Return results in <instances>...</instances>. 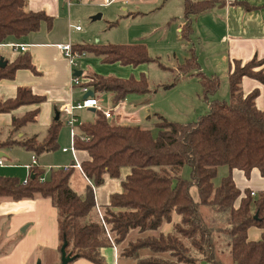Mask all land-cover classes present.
<instances>
[{
	"label": "trees",
	"instance_id": "16d2710c",
	"mask_svg": "<svg viewBox=\"0 0 264 264\" xmlns=\"http://www.w3.org/2000/svg\"><path fill=\"white\" fill-rule=\"evenodd\" d=\"M221 3L224 1L185 0L182 36L190 39L193 16ZM42 21L50 28L53 17L43 10H31L28 0H0V43L39 30ZM73 50L123 65L137 66L157 59L150 56L145 43L76 44ZM228 65L226 100L211 97L220 88V79L201 70L195 52L180 64V74L199 77L209 111L188 123L158 114L157 136L137 124L117 123L99 109L94 121L79 123L74 144L87 153L80 169L91 183L85 193L71 186L73 165L52 169L48 178H44V169L32 166L34 177L30 174L26 182L0 176V198H50L57 209L59 250L67 242L65 249L73 260L86 258L106 264L102 248L114 246L119 258L131 264H223L216 249L217 236L222 234L231 247L233 264H264V190L254 194L250 188L242 190L232 173L224 176L220 185L214 183L223 165L240 169L247 177L254 168L264 173V108L257 105V88L249 93L243 90L245 76L264 84V58L254 56L245 62L233 58ZM20 68H34L28 53L0 65V80L13 78ZM80 77L82 84L95 92H113L116 103L129 93L149 88L143 73L139 78L95 72ZM43 99L20 87L15 97L0 100V112ZM36 115L35 109L16 117L10 136L0 138V149L20 145L36 155L57 150L62 121H54L42 140L36 136L13 138ZM1 132L0 128V136ZM122 167L131 169L122 181L123 189L112 193L110 202L98 210L94 187L103 184L106 174L120 177ZM203 206L212 211L210 220L205 218ZM167 223L172 224L169 231L163 229ZM251 226L263 229L260 239L248 238ZM132 230L137 231L136 237H129Z\"/></svg>",
	"mask_w": 264,
	"mask_h": 264
},
{
	"label": "crops",
	"instance_id": "0c3cea01",
	"mask_svg": "<svg viewBox=\"0 0 264 264\" xmlns=\"http://www.w3.org/2000/svg\"><path fill=\"white\" fill-rule=\"evenodd\" d=\"M222 1L224 3L192 17L191 34L200 39L207 37L211 40L212 45L217 50L216 53L220 49L227 64L233 58L244 62L254 56L264 58V0ZM177 5L179 6L177 13H172L169 8L164 9L165 3H160L159 0H112L111 2H108V0H28V7L31 10L45 11L53 17V23L49 28L47 22L42 21L39 30L31 32L20 39L11 37L0 43V62L1 60L5 63L13 62L20 54L28 53L34 67L33 69L20 68L15 72L13 78H2L0 80V100L15 97L20 87L30 89L33 94L44 99L39 103L20 105L11 112H0V128L2 129L0 138L6 140L10 136L13 120L16 117H22L36 109L35 119L22 125L13 135V138L22 139L36 136L39 140H42L46 137L48 128L54 121H62L63 125L58 136L59 148L57 151H61L63 157L58 158L52 152H43L36 155L32 150L20 145L4 147L0 149V157L3 161L0 164V176L17 177L24 182L31 174L30 169L32 166H39L43 169L46 164H53L65 168L66 166H72L74 163L75 155L70 150H64V148H68V145H66V141H62L64 138L67 140L66 136L68 134L69 140L71 138L72 141V132L77 134L79 128L77 129L76 126L79 123L73 128L69 126L67 121L70 115L64 112L63 107L68 103L83 100L87 97V93L82 90L81 86L72 84L73 67L69 59L65 57L61 49L62 45L71 44L73 47L76 44L91 43H143L140 42L139 38L130 41L132 31L120 28V25L139 17H147L157 11L158 14L162 13V19H159L166 21L165 23L168 25L171 23L170 19L174 18L175 30L179 32L180 37H183L185 0H177ZM78 23H83L84 27H81ZM17 44L26 45V50L22 51L16 48L15 45ZM77 61L79 70H82V75L95 72L94 65L100 62L110 65L107 68L108 72H99V74L105 76L118 74L115 76L123 78L132 75V73L127 75L125 68L133 65L123 66L120 62L105 63L101 57L92 53H85ZM117 67L123 70L117 71L115 69ZM256 88L259 90L256 99L257 105L264 108V84L251 77L245 76L243 78L245 93H249ZM93 92L99 100V108H85L87 112L83 110L84 108L75 110L74 114L77 118L89 117L88 121H94L96 117L92 118L89 113L94 112L96 114L98 109H110L114 113L112 119L117 123H123L126 117H133L139 113L137 106L125 102L126 98L116 103L113 92H108L110 97L106 104L103 103L102 98L104 92ZM88 96L93 95L88 94ZM103 104L106 106H103ZM79 110L81 111L79 112ZM64 129L65 137L63 136ZM77 155L80 162L87 158L86 151L82 149L79 150ZM20 160L24 162L19 163ZM19 169L22 172L19 173ZM130 170L129 167H122L120 177H111L106 174L103 184L94 187L98 210L101 206L110 202L112 193L123 189L122 181L126 179ZM228 173H232L235 183L242 190L245 188H250L256 192L264 190V173L257 168L251 171L249 177L242 170L236 168L228 171L224 170L223 172L224 175ZM185 175H188V168H185ZM49 176L50 173L44 178ZM77 182L80 184L78 185L79 190H76ZM70 183L72 188L81 194L85 193L88 185L91 184L78 167H73ZM192 193L193 195L194 193L197 194L196 187L192 188ZM175 219H178V217L175 216ZM171 228V223H167L163 227L165 231H169ZM262 232L263 229L251 226L248 230V238L258 240L261 238ZM13 239H16V243L10 252L2 253L0 251V264H31L32 257H34L36 250L38 252L40 248L58 253L59 255L57 254V257L55 255V259L51 264L60 263L57 209L53 206L50 198L39 196L19 200L11 197L0 198V248L5 242ZM102 253L106 264H131L129 260L119 258L117 248L114 246L102 248ZM35 256L36 258L40 257L39 253ZM35 262L36 260H34V264ZM69 264L96 263L86 258H78L72 260Z\"/></svg>",
	"mask_w": 264,
	"mask_h": 264
},
{
	"label": "rangeland",
	"instance_id": "374dc122",
	"mask_svg": "<svg viewBox=\"0 0 264 264\" xmlns=\"http://www.w3.org/2000/svg\"><path fill=\"white\" fill-rule=\"evenodd\" d=\"M159 1L160 3H165L164 9L169 8L172 13L176 12L179 8L177 0ZM161 14L162 13L158 14L157 11L147 17H139L135 20L121 23L120 25V28L132 31V38H130V41L139 38L140 42L147 44L150 56L157 58L155 61L142 63L137 66H127V68H125L127 75L132 73L134 77L139 78L142 73L145 74L149 83V88L143 93L133 92L126 95L125 102L137 106L139 113L133 117H126L123 120V123L137 124L146 127L154 136H157L159 132L156 125L158 114L165 116L170 121L188 123L196 120L200 115L206 114L209 111V103L203 95V87L199 77L195 74H180L178 71V66L184 63L193 52L197 54L198 61L201 64V70L208 76L215 75L220 79V88L211 97L226 100L229 99L228 64L226 63V59L222 57L221 50L218 49V53H216L217 50L212 45L213 42L207 37L205 39H200L194 37L192 34L190 39L180 37L179 32H177L174 27L175 19H170L171 23L168 25L165 23L166 21L161 20ZM78 24L81 25V27H84L83 23ZM109 65L110 64H102L100 62L99 64L96 63L94 65L95 68L93 69L95 70V73H106L108 72L107 68ZM77 69H79V63H77ZM115 69L117 71L123 70L118 67ZM112 75L115 76L118 74ZM104 93L105 94H103L102 98L103 103L106 104L109 100L110 94L108 92ZM104 104L103 106H106ZM83 110L87 112V109L84 108ZM80 111L81 110H79V112ZM89 115L92 116V118L96 117L94 112L89 113ZM87 119H89V117L78 118L79 123L84 120L88 121ZM78 126L79 125L76 126L77 129ZM63 132V136L65 137V129ZM66 137L67 140L64 138L62 142L66 141V145L70 148L72 146L71 138L69 140V134ZM48 152L54 153L58 158L63 157L61 151L55 150ZM69 153L71 155L70 151ZM18 162L23 163L24 161L20 160ZM56 168H59L58 165L46 164L43 166V169H45L44 176H48L51 170ZM224 170L228 171V166H221L218 168L217 176L214 179L215 186L220 185L222 178L229 174L224 175ZM18 172L20 173L22 171L19 169ZM78 185L80 184L77 182V188L75 187L76 190H79ZM194 196L198 199L196 193H194ZM201 209L205 218L210 220V216L212 217V211H208L204 206ZM137 235V231L132 230L129 237H136ZM219 237L221 238L219 239ZM219 237L217 236L218 242L216 244V249L222 263L233 264L229 243L222 234H220ZM15 240L13 239L12 241L5 242L0 248V251L2 253L10 252L16 243ZM37 253H39V256L41 257L42 264H51L55 259V255L57 257L58 254L43 248H40L38 252L36 250L35 255H37ZM35 255L31 259V264H34V260H36L35 264L40 260V257L36 258Z\"/></svg>",
	"mask_w": 264,
	"mask_h": 264
},
{
	"label": "built area",
	"instance_id": "2783aa9c",
	"mask_svg": "<svg viewBox=\"0 0 264 264\" xmlns=\"http://www.w3.org/2000/svg\"><path fill=\"white\" fill-rule=\"evenodd\" d=\"M111 1L112 0H108V2H111ZM78 29H79V27H78ZM15 46H16V48H19L22 51L26 50V45L17 44ZM61 49L63 50L65 57L69 59L71 66L73 67L72 84L81 86L82 90L85 93H88L89 90H91V89L88 86L83 85L81 77L75 74V70H77V63H78L77 59L80 56L84 55L85 53H80L78 51L73 50V47L71 44H64L61 46ZM98 104H99V100L94 96V94H93V96L85 97L83 100L66 104L63 107V110H64V112H66L70 115V117L67 121L68 125L73 128L77 123H79L78 118L74 114L75 110L83 109V108H90V107H98L99 108ZM101 111L109 119H112L114 116L113 110L107 109V110H101ZM75 136H76V133L72 132V146L70 148H64V150L65 151L70 150L73 153V155H75L73 166L81 168V164H80V161H79L78 155H77L79 153L80 149L77 148L74 144ZM82 138H84V136H82ZM2 163H3V161H2V158L0 157V164H2ZM68 167H70V166H66L65 169H67ZM26 180L24 182H26ZM254 193H255V191L252 192V194H254Z\"/></svg>",
	"mask_w": 264,
	"mask_h": 264
},
{
	"label": "water",
	"instance_id": "95a60500",
	"mask_svg": "<svg viewBox=\"0 0 264 264\" xmlns=\"http://www.w3.org/2000/svg\"><path fill=\"white\" fill-rule=\"evenodd\" d=\"M0 65L4 66L5 62L3 60H1ZM75 74L78 76H81L82 70H79V69L75 70ZM88 94L93 95L94 94L93 90H89V92L86 94V96H88ZM31 177L33 178L34 174H31ZM66 243L67 242H65L61 248V261L59 264H69L74 259V256H72L71 254L66 252V249H65ZM37 264H41V260H38Z\"/></svg>",
	"mask_w": 264,
	"mask_h": 264
}]
</instances>
